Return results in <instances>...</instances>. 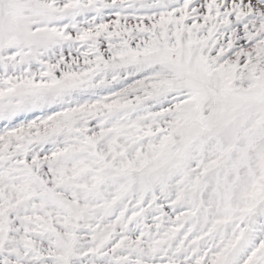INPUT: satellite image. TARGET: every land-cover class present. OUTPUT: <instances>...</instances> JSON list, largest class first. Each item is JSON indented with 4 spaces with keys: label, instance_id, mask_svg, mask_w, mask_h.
<instances>
[{
    "label": "snow or ice",
    "instance_id": "snow-or-ice-1",
    "mask_svg": "<svg viewBox=\"0 0 264 264\" xmlns=\"http://www.w3.org/2000/svg\"><path fill=\"white\" fill-rule=\"evenodd\" d=\"M0 264H264V0H0Z\"/></svg>",
    "mask_w": 264,
    "mask_h": 264
}]
</instances>
